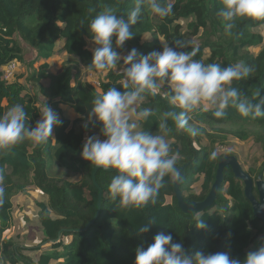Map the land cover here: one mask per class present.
<instances>
[{"label":"trees","instance_id":"obj_1","mask_svg":"<svg viewBox=\"0 0 264 264\" xmlns=\"http://www.w3.org/2000/svg\"><path fill=\"white\" fill-rule=\"evenodd\" d=\"M171 3L172 14L160 18L157 25L153 24L155 14L142 10L137 24L130 27L133 39L117 48L113 37L114 50L122 57L135 48L139 59L140 55L162 51L163 46H174L177 40H182L188 46L180 50L198 49L193 59L204 64L218 63L224 67L241 62L250 67L249 77L233 81L232 86L248 101L258 103L257 90L264 95V20L237 19L229 36L218 16L222 0H171ZM102 6L113 7L127 19L135 0H0V115L11 106L21 104L29 124L34 127L46 103L62 121V125L53 127L49 142L34 146L26 139L0 152V187L4 188V202L0 204V264H135L136 249H146L161 232L171 233L173 241L182 243L189 254L228 252L243 261L248 253L264 246V220L255 216L244 194V184L230 166L224 170V181L213 206L198 213L200 216L182 212L170 176L164 177L154 206L121 207L109 192L116 172L101 168L96 175V182L102 188V207L98 214L100 191L92 177L95 165L85 161L80 153L88 136L105 138L102 124L95 118L89 119L93 99L111 87L123 91L126 82L123 61L106 72L88 67L94 50L88 25ZM20 39L34 48L32 61L26 58ZM63 54L69 57L66 61L69 66L54 73L51 60ZM12 61L17 62L18 68L7 81L4 73ZM83 64L99 79L100 86L93 79L83 78ZM21 66L32 68L30 81L39 84L45 103H40L27 90V77L21 72ZM168 91L165 85L156 97L145 96L137 110L151 108L154 115L142 122L141 128L161 134L159 124L164 120L163 114L169 110L180 111L169 105L165 98ZM212 111H205L201 106L190 114L189 126L199 131L195 137L187 130L177 131L174 122L167 121L169 131L165 138L171 141L170 154H175L176 165L186 166V178L181 185L186 201L204 200L216 179L220 160L234 155L224 152L218 153L214 161L208 158L216 150L217 140L225 141V134L242 140L255 137L261 146L263 161L259 168L250 167L247 172L255 181L259 175L264 180V117H243L229 107L226 116L217 119ZM200 123L224 134L219 137L208 133ZM224 125L230 128L219 127ZM55 165L81 174L82 179L71 180L69 172L59 173L54 170ZM30 186L36 187L32 203L42 235L34 240L25 235L20 241L8 235L17 218L12 195ZM254 193L259 196L256 188ZM24 209L19 204L18 211L24 212ZM197 218L204 220L206 229L195 227ZM144 226L150 229L141 233Z\"/></svg>","mask_w":264,"mask_h":264},{"label":"clouds","instance_id":"obj_2","mask_svg":"<svg viewBox=\"0 0 264 264\" xmlns=\"http://www.w3.org/2000/svg\"><path fill=\"white\" fill-rule=\"evenodd\" d=\"M219 10L225 33L233 34L237 19L253 18L264 20V0H222ZM142 10L150 11L159 18L168 17L173 12L171 0H135V7L127 19L118 15L111 6H102L101 11L90 20L88 29L95 45L89 68L99 72L115 69L123 59V72L126 82L123 91L109 88L92 101L89 119L94 117L102 124V135L88 136L83 144L81 157L105 170H115L116 175L109 184L113 200L121 207L142 208L151 205L158 197L164 177L170 176L179 182L181 175L176 168L175 154H170L171 146L165 138L171 119L177 131L187 130L195 137L197 128L190 127V114L203 106L204 110H213L217 119L226 116L229 107L243 117L253 119L264 117V95L257 90L258 103L248 101L233 81L249 77L252 69L241 62L222 67L218 63L204 64L193 59L198 49L182 51L188 46L177 40L175 45L163 46L162 51H153L140 55L137 59L135 48L125 57L114 50L115 45L122 48L126 41L133 39L130 27L136 25ZM83 23V21H81ZM169 88L166 99L173 108L180 111H166L164 120L159 124L161 134L140 127L154 115L151 108L137 110L145 96L156 97L164 86ZM62 125L58 114L45 103L41 118L31 126L25 108L15 104L0 115V152L14 148L26 139L34 146L49 142L53 127ZM88 127L87 124L84 125ZM218 151L209 154L214 161ZM4 188L0 187V204H3ZM197 229L207 228L203 219L197 218ZM150 226H144L140 232H148ZM135 264H264V246L247 254L241 261L231 257L228 252L189 254L182 243L173 241L171 233L161 232L154 237V243L146 249H136Z\"/></svg>","mask_w":264,"mask_h":264},{"label":"rangeland","instance_id":"obj_3","mask_svg":"<svg viewBox=\"0 0 264 264\" xmlns=\"http://www.w3.org/2000/svg\"><path fill=\"white\" fill-rule=\"evenodd\" d=\"M154 25H157L159 23L160 18L156 15H154ZM186 22H189V20H186ZM264 30V28H263ZM262 31V29H261ZM21 44L23 45L25 49L26 58L28 61H32L35 57V50L32 46H30L28 43L24 42L22 39H20ZM197 43H201V41L196 40ZM91 48L94 49L95 45L91 42ZM128 53H124L122 58L127 56ZM66 55H57L52 59V71L54 73H59L65 68H68L69 64L66 62L67 59ZM123 61V59H121ZM37 65V64H36ZM84 65V64H83ZM85 66V65H84ZM21 72L26 74V81H27V90L30 92V94L37 98L40 103H45L46 99L41 94L39 89V84L34 83L33 81H30L32 68L29 66L24 68L21 66ZM83 78L84 79H91V71L89 68L85 66L83 71ZM48 80L43 79V83H47ZM8 111V110H7ZM94 118V117H93ZM197 124V123H196ZM199 126H202L206 129L208 133H213L214 135L222 136L224 133H221V131L217 132L212 126H208L206 124H199ZM220 128H230V125H224L219 126ZM227 135V138L225 141H221L220 139L217 140V142L214 144V148L218 151V153H224V152H232L240 161L243 168L248 171L250 167H257L259 168L261 166V163L263 161L262 156V150L261 146L256 143V139L254 136H251L249 139L242 140L237 137H235L233 134H225ZM101 139H104L100 136ZM168 141V140H167ZM205 141L207 143L209 142V139L205 137ZM171 142L170 140L168 141ZM55 171L61 173V172H69L67 170H64L60 168L59 166L55 165L54 168ZM70 173V179L73 181H78L82 179L81 174H77L74 172ZM13 201L15 205V214L17 216L14 225L12 226L10 232L8 235H13L16 237V239H20V241L23 239L25 235H27V238L29 240H34L37 238V235H42L40 222L37 219V214L34 211L33 203H32V197L36 196V187H28L24 192L12 195ZM31 196V197H30ZM19 204H23L25 209L24 212H19ZM201 214H198L200 216ZM118 235V232H117ZM39 257V256H38ZM51 264V263H50ZM52 264H58V263H52Z\"/></svg>","mask_w":264,"mask_h":264},{"label":"water","instance_id":"obj_4","mask_svg":"<svg viewBox=\"0 0 264 264\" xmlns=\"http://www.w3.org/2000/svg\"><path fill=\"white\" fill-rule=\"evenodd\" d=\"M227 166H230L234 175L243 182L244 194L246 198L251 202L255 216L264 220V180L262 179V175H259L258 179L255 181L253 177L243 168L242 164L235 155H228L220 160L216 173V179L211 187V190L207 195V197L201 201L185 200L184 194L181 190V185L186 178V166L176 165V168L179 170L181 175V179L179 182L174 181V191L176 194L179 208L182 210V212L186 214H191V213L198 214V213H203L206 209L212 207L217 198L218 191L223 184L224 170ZM99 169L101 168H97L95 166L92 172V177L94 179V182L100 191L99 200H98V214L101 211V207H102V188L96 182V175ZM106 171L115 172V170H106ZM255 188L258 190L259 197H256L254 193ZM156 200L157 198L151 205L145 208H150L154 206L156 204ZM98 214L96 215V218ZM92 222L88 223L85 229H87Z\"/></svg>","mask_w":264,"mask_h":264},{"label":"built area","instance_id":"obj_5","mask_svg":"<svg viewBox=\"0 0 264 264\" xmlns=\"http://www.w3.org/2000/svg\"><path fill=\"white\" fill-rule=\"evenodd\" d=\"M18 68V64L16 61H12L11 63L8 64V66L6 67L5 69V73H4V79L7 80V81H10L14 75H15V72ZM93 81L94 83L97 85V86H100V81L97 77H93V75L91 74Z\"/></svg>","mask_w":264,"mask_h":264},{"label":"flooded vegetation","instance_id":"obj_6","mask_svg":"<svg viewBox=\"0 0 264 264\" xmlns=\"http://www.w3.org/2000/svg\"><path fill=\"white\" fill-rule=\"evenodd\" d=\"M259 197V196H258Z\"/></svg>","mask_w":264,"mask_h":264}]
</instances>
